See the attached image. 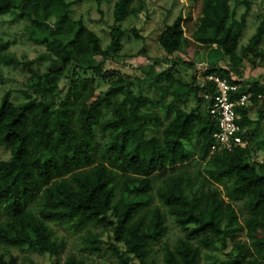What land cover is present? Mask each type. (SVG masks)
Wrapping results in <instances>:
<instances>
[{
  "label": "trees",
  "instance_id": "obj_1",
  "mask_svg": "<svg viewBox=\"0 0 264 264\" xmlns=\"http://www.w3.org/2000/svg\"><path fill=\"white\" fill-rule=\"evenodd\" d=\"M81 1L0 0V17L24 20L29 39L60 63L29 75L22 102L13 101L10 92L0 101V147L10 154L0 159V264H36L27 262L26 254H45L57 263L65 241L53 225L86 230L89 253L109 250L120 264H157L150 256L166 234L168 214L184 235L165 245L164 264H202L204 248L230 244L232 264H264V160L254 158L252 145L264 123V101L257 118L251 115L264 84L242 80L245 60L264 61V18L239 52L248 13L260 0H190L199 8L192 35H185L180 13L158 36L168 54L206 53L207 73L240 84L233 99L251 94L246 106L236 107L249 144L213 154L219 126L209 112L212 100L203 96L205 88L215 93L213 84H200L196 72L192 86H180L174 65L156 60L147 77H120L100 89L96 77L124 44L126 30L118 23L138 9L134 0H95L114 2L117 24L103 48L99 34L71 16L72 5ZM132 32L141 37L137 27ZM9 45L0 40V66L30 68L32 62L24 63ZM163 76L174 98L168 106L172 116L159 132L161 116L145 86L168 92ZM190 94L195 106L175 105ZM192 158L201 165L198 184L186 170L175 172ZM167 171L156 191L164 212L150 206L154 176ZM235 200L243 201V222ZM97 227L108 232L107 239ZM242 230L248 242L237 240ZM64 264L92 263L71 254Z\"/></svg>",
  "mask_w": 264,
  "mask_h": 264
},
{
  "label": "rangeland",
  "instance_id": "obj_2",
  "mask_svg": "<svg viewBox=\"0 0 264 264\" xmlns=\"http://www.w3.org/2000/svg\"><path fill=\"white\" fill-rule=\"evenodd\" d=\"M132 6L138 9V14L131 15L118 23L126 30L124 44L119 54L107 63V70H104L102 74L96 77V80L99 81V88L102 90L108 89L120 77H147L150 71H153L156 60H161L162 65H174L172 75L176 80V84L180 86H192V75L196 72L200 75L202 63L206 59V53L195 52L194 57L184 56L178 52L173 55L168 54L160 46L158 36L166 24L172 23L180 13L184 16L182 24L184 25L185 35L191 36L197 27L199 8L190 0H134ZM244 12L245 7L240 6L238 14L241 15ZM71 16L74 20L83 19L88 27L98 33L101 37L103 48L109 45L111 39L110 30L117 24L114 17L113 1L98 3L95 0H83L75 2L71 8ZM263 18L264 0H260L252 5V9L248 13V23L240 41L239 52L248 44ZM134 27L138 28L141 37L135 36L132 32ZM0 40L9 42V50L15 53L24 63L32 62L30 68L24 65L17 68L0 66V101L7 92H10L13 101L20 103L24 100V96L20 91L27 89L26 81L29 75L42 74L55 66H59L60 63L48 54L44 46L36 44L29 39V34L25 29V21L16 18L12 14L0 17ZM191 60H194L193 66L189 65ZM256 62V65H252L247 60L244 61L243 69L245 70V74L242 80L251 82L261 81L264 84V61L258 59ZM160 67L158 66V70H160ZM161 82L167 84L168 92L162 93V90L154 85L145 86V92L156 102L152 105V108L161 116V122L157 124L159 132H161L172 116V114L168 113V106L174 98L173 93L170 92L172 84L167 82L164 76ZM64 85L65 81H62L61 87H64ZM263 101L264 94L260 97L259 103L252 106V117L257 118V111L262 107ZM196 104V97L193 94L183 96L175 103V105L187 106L188 108ZM258 135L252 143L255 148L253 156L256 160L262 161L264 160V146L261 147L260 143L264 140V123ZM9 156L8 150L0 147V159L8 158ZM200 166V162L196 158H192L185 166L176 168L175 172L186 170L193 181L198 184L197 177H199L198 169ZM168 173L169 171L155 174L153 179L154 188L152 190L153 201L150 206H160L164 212H166V207L159 201L156 191ZM219 189L222 190V186H219ZM234 202L239 211V219L243 222L246 214L245 209L242 211L243 201L235 200ZM166 224V234L160 242L154 245L150 256V259L154 260L157 264H164L165 245H174L178 238L184 235V231L174 223L173 217L169 214L167 215ZM53 226L56 235L65 241V247L58 262L55 263L50 256L45 254H26L27 262L34 261L36 264H64L66 258L72 254L79 258L84 257L92 264H120L117 256L111 254L109 250L99 253H89L87 250H84L85 241L83 237L87 233L86 230L75 232L62 225ZM96 230L102 232L105 239L108 238V232L103 231L101 227H97ZM237 240H240L242 243L248 242L246 232L240 231ZM232 248V244L226 249H222L220 246L214 249L204 248L201 254L202 264H232L229 259V253ZM130 264L134 263L130 262Z\"/></svg>",
  "mask_w": 264,
  "mask_h": 264
},
{
  "label": "built area",
  "instance_id": "obj_3",
  "mask_svg": "<svg viewBox=\"0 0 264 264\" xmlns=\"http://www.w3.org/2000/svg\"><path fill=\"white\" fill-rule=\"evenodd\" d=\"M206 71L207 65L202 63L198 79L203 86L212 83L215 88L214 94L205 88L203 96L206 100H212L209 112L217 119L219 126L214 134L215 142L211 147V154L247 146L249 141L243 138L244 128L239 122L242 116L236 107L246 106L251 94H242L239 98L233 99L232 93L239 89L240 84L231 83L226 77Z\"/></svg>",
  "mask_w": 264,
  "mask_h": 264
}]
</instances>
